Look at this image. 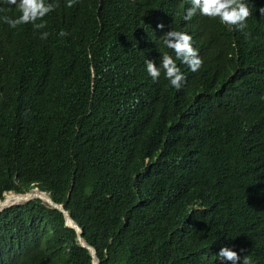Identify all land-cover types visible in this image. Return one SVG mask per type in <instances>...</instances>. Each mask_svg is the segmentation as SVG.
<instances>
[{"label":"trees","instance_id":"16d2710c","mask_svg":"<svg viewBox=\"0 0 264 264\" xmlns=\"http://www.w3.org/2000/svg\"><path fill=\"white\" fill-rule=\"evenodd\" d=\"M245 2L244 32L199 13L184 21L182 0L144 15L78 0L34 32L0 19V191L48 192L100 264H229L222 247L264 260V0ZM169 27L203 52L197 72L177 60L179 90L133 68H147ZM122 36L142 59L122 60ZM20 211L23 241L0 245L10 264H92L61 210L34 199ZM26 243L41 251L30 259Z\"/></svg>","mask_w":264,"mask_h":264},{"label":"clouds","instance_id":"9594fccd","mask_svg":"<svg viewBox=\"0 0 264 264\" xmlns=\"http://www.w3.org/2000/svg\"><path fill=\"white\" fill-rule=\"evenodd\" d=\"M105 1L109 2L112 6H114L117 9V12L123 10H129L137 15L146 14L151 7L158 6L160 3V0H105ZM182 1L186 5V14L183 16L184 21L191 20L192 17H194L197 13H199L201 16L208 17L210 19L219 18L220 22L222 23V26L226 29L229 30L238 29L244 32V30L247 28V19L252 15L251 9L248 3L245 2V0H182ZM77 2L78 0H0V13H15V12L19 13V16L17 18H11L5 15L3 17H0V19H2L5 23H7L11 28H17V26L23 25L28 28L26 30L27 32H34L35 30L43 29L46 27V21H44V19L45 20L46 18L48 19L55 9H57L60 6L71 8L74 7ZM259 11L262 15H264V8H261ZM157 27L163 29L165 26L164 24L161 23L158 24ZM181 29H185L190 35L186 32L179 31ZM48 35L49 33L45 31L41 33L40 39L45 40L47 39ZM58 35L60 37H65L68 35V33L64 30H61L58 33ZM191 35L193 34L186 28L169 27L168 29H166L161 36L162 44L156 49V52L154 54L150 55L145 59L147 68L145 64L143 68L138 66L136 67L132 66L135 69V71L138 73L139 75L138 77L142 76L143 74H146L153 81H160L159 78L161 76V73L163 72L165 78L170 82L171 86L179 90L182 87L183 83L185 82L186 77L181 71L180 67L177 65V60H179L181 63L188 65L191 71L193 72L199 71L203 66V60H202L203 52L201 50H199L198 52V50L193 47ZM245 35L248 36L250 35V33L245 32ZM121 43H122V54H121L122 60H125L129 64H131L139 59H142L135 46L127 39H125L123 36L121 39ZM157 57H161L159 67H157L154 61L151 60ZM121 72L123 71L121 70ZM225 82H229L232 85L243 84L233 79L231 74L225 76ZM245 89L247 92L257 95L256 90L252 86L246 84ZM148 161H149V156L145 158V162L147 163ZM154 189H155L154 183H147L144 185L143 191L147 193L148 191H154ZM43 193H46V195L48 196L47 199H52L48 192L39 189L35 184L25 190H17L13 187H10L8 189H3L0 191V214L5 210L18 207V210L16 212H12L6 216L0 217V245L11 247L12 242L15 239L23 241V235L27 232L28 226L26 219L24 218V216L20 211L22 205L26 204L31 200L40 199L44 203L53 206L47 199H45ZM13 196H17L22 200L11 201L8 203V200L11 199ZM56 203L61 204L63 206L62 203H58V202ZM61 211L64 215L63 210ZM64 219H65L64 220L65 225L70 226L69 223L66 221L65 215H64ZM70 227L74 228L73 226ZM74 230L76 231L75 228ZM77 238H78V234H77ZM26 246H27L26 252L29 255L30 259L33 253L37 251H41L39 246H35L27 243ZM89 253L91 255V262L92 264H94L93 256L90 251ZM215 257L216 259L218 258L221 261L229 262V264H252V261L248 256L241 257L237 251H234L230 247H222ZM95 258L98 260V263L100 264V259H98L96 254H95ZM0 264H10L8 257L5 256L1 251H0ZM254 264H264V260L255 261Z\"/></svg>","mask_w":264,"mask_h":264},{"label":"water","instance_id":"95a60500","mask_svg":"<svg viewBox=\"0 0 264 264\" xmlns=\"http://www.w3.org/2000/svg\"><path fill=\"white\" fill-rule=\"evenodd\" d=\"M54 207H57L61 210H63L66 221L69 223L70 226H73L76 229V232L78 234V238L79 241L81 243V245L87 247L89 249V251L91 252L92 256H93V263L94 264H99L98 260L95 258V250L93 247L89 246L83 239V237L81 236V228L77 225V223L71 218V216L69 215L68 211L64 209V207L61 204H57L55 201H53L52 199H47Z\"/></svg>","mask_w":264,"mask_h":264},{"label":"bare ground","instance_id":"6f19581e","mask_svg":"<svg viewBox=\"0 0 264 264\" xmlns=\"http://www.w3.org/2000/svg\"><path fill=\"white\" fill-rule=\"evenodd\" d=\"M193 123H194V124H197V121H196V120H193ZM43 194H44L45 199H47L48 196L46 195V193H43ZM20 200H22V199H20V198L17 197V196H13L11 199L8 200V203L11 202V201H20ZM5 204H7V203H5ZM5 204H4V205H5ZM23 244H25V242H24Z\"/></svg>","mask_w":264,"mask_h":264}]
</instances>
